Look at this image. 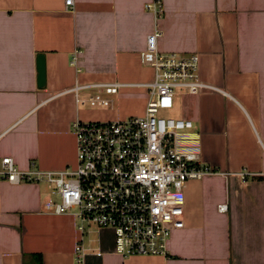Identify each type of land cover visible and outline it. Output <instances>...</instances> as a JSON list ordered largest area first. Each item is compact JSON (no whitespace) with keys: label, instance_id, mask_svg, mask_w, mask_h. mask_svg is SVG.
<instances>
[{"label":"crops","instance_id":"obj_1","mask_svg":"<svg viewBox=\"0 0 264 264\" xmlns=\"http://www.w3.org/2000/svg\"><path fill=\"white\" fill-rule=\"evenodd\" d=\"M150 1L73 0L67 12L64 0H0V159L21 170L72 168L73 122L143 116L154 75L140 61L156 27L144 10ZM162 2L158 50L196 54L199 78L213 88L178 94L167 112L192 122L200 162L213 172L185 184L184 227L172 233L167 256L122 259L112 231L81 235L70 216L47 213L45 184L0 180V264H74L77 244L83 264H264V0ZM76 50L79 73L69 63ZM76 84L92 86L79 104L69 91ZM112 84L106 93L102 85Z\"/></svg>","mask_w":264,"mask_h":264},{"label":"built area","instance_id":"obj_2","mask_svg":"<svg viewBox=\"0 0 264 264\" xmlns=\"http://www.w3.org/2000/svg\"><path fill=\"white\" fill-rule=\"evenodd\" d=\"M73 5V0H64L67 12L73 11ZM144 10L154 17L156 27L140 53L141 63L154 72L151 82L144 85L148 101L143 116L104 123L73 122L76 165L72 168L44 171L31 163L21 170L11 158L0 159V180L11 185L45 184L47 213L70 216L81 235L89 228L112 231L114 254L122 259L166 257L172 233L184 227L185 184L213 174L200 162L199 135L192 122L167 115L178 94L199 95L213 88L200 80L196 54L158 50L162 0H151ZM80 59L78 50L70 58L76 73ZM117 86L102 85L106 93H114ZM90 87L76 84L69 90L77 104L82 102L79 92ZM247 175L240 173L242 179ZM226 210V205L218 206L219 212ZM83 257L84 250L77 244L74 264H83Z\"/></svg>","mask_w":264,"mask_h":264},{"label":"water","instance_id":"obj_3","mask_svg":"<svg viewBox=\"0 0 264 264\" xmlns=\"http://www.w3.org/2000/svg\"><path fill=\"white\" fill-rule=\"evenodd\" d=\"M37 74H38V88L44 89L45 80H46V72H45V63H44L43 55H39L37 57Z\"/></svg>","mask_w":264,"mask_h":264},{"label":"rangeland","instance_id":"obj_4","mask_svg":"<svg viewBox=\"0 0 264 264\" xmlns=\"http://www.w3.org/2000/svg\"><path fill=\"white\" fill-rule=\"evenodd\" d=\"M48 197H49V196H48ZM48 197L46 198V200L48 199ZM46 200H45V201H46Z\"/></svg>","mask_w":264,"mask_h":264},{"label":"trees","instance_id":"obj_5","mask_svg":"<svg viewBox=\"0 0 264 264\" xmlns=\"http://www.w3.org/2000/svg\"><path fill=\"white\" fill-rule=\"evenodd\" d=\"M39 260V259H38ZM40 261H38V264H39Z\"/></svg>","mask_w":264,"mask_h":264}]
</instances>
